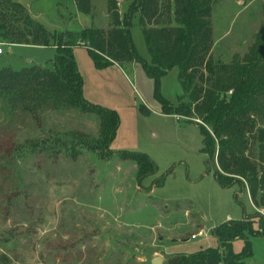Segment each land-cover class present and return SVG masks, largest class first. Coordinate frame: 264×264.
<instances>
[{
  "label": "rangeland",
  "instance_id": "1",
  "mask_svg": "<svg viewBox=\"0 0 264 264\" xmlns=\"http://www.w3.org/2000/svg\"><path fill=\"white\" fill-rule=\"evenodd\" d=\"M12 1L50 32L110 28L107 0H91L90 15L75 0ZM133 1H119L121 15ZM263 24L264 0H213L212 63L231 64L235 55L247 54ZM132 35L149 58L138 16ZM73 53L84 98L119 114L112 153L95 149V114L53 100L29 110L0 97V264H152L157 258L165 264L178 254L218 247L212 231L223 222L246 218L254 222L252 232L263 231L264 208L254 204L248 186L240 179L229 188L218 184V164L207 163L197 124L162 113L154 81L139 64L98 68L86 47ZM54 56L52 46L13 44L4 47L0 69L43 66ZM178 75L175 67L161 82L174 104L183 93ZM54 137L63 143L52 142ZM73 143L77 157L69 150ZM123 151L146 153L157 173L139 182L136 163L125 160ZM251 155L258 159L257 143ZM162 177L164 184L156 187ZM246 234L252 254L245 264H264V235ZM245 248V239L233 242L235 253Z\"/></svg>",
  "mask_w": 264,
  "mask_h": 264
},
{
  "label": "trees",
  "instance_id": "2",
  "mask_svg": "<svg viewBox=\"0 0 264 264\" xmlns=\"http://www.w3.org/2000/svg\"><path fill=\"white\" fill-rule=\"evenodd\" d=\"M119 1L107 0L111 17L109 29L67 27L60 32H50L23 4L0 0V42L55 49L54 59L46 65L1 68L0 97L29 110L53 100L58 105L95 114L100 121L95 149L102 147L112 153L110 144L120 125L119 114L84 98L83 79L73 49L79 45L86 47L98 68L139 64L154 81L153 96L162 113L184 117L197 124L207 163L216 161L218 164L214 172L218 184L229 188L233 181L242 180L254 204L264 208V24L247 54L235 55L231 64L215 65L208 57L213 44V0H174L173 5H164L165 0H134L122 15ZM75 3L80 12L92 13L91 0H75ZM136 16L149 58L138 51L133 39ZM175 67L179 70L183 90L178 104L168 100L161 88L162 78ZM56 137L52 142L62 144ZM253 143L259 147L257 160L251 155ZM81 144L92 148L83 141ZM69 150L77 157L79 151L75 144ZM120 154L125 160L136 163L139 182L158 171L156 163L146 153L123 151ZM164 182L165 178H160L156 187ZM253 227L254 222L246 218L223 222L212 231L219 241L218 247L178 254L165 264H245V259L252 254L246 232L264 235V229L252 232ZM238 238L245 239L246 243L240 254L233 250V242Z\"/></svg>",
  "mask_w": 264,
  "mask_h": 264
},
{
  "label": "built area",
  "instance_id": "3",
  "mask_svg": "<svg viewBox=\"0 0 264 264\" xmlns=\"http://www.w3.org/2000/svg\"><path fill=\"white\" fill-rule=\"evenodd\" d=\"M6 46H12L11 44H7L5 42H0V54H2L4 52V47ZM196 235H193L192 238H194Z\"/></svg>",
  "mask_w": 264,
  "mask_h": 264
},
{
  "label": "water",
  "instance_id": "4",
  "mask_svg": "<svg viewBox=\"0 0 264 264\" xmlns=\"http://www.w3.org/2000/svg\"><path fill=\"white\" fill-rule=\"evenodd\" d=\"M161 260L159 258L155 259L152 264H160Z\"/></svg>",
  "mask_w": 264,
  "mask_h": 264
},
{
  "label": "crops",
  "instance_id": "5",
  "mask_svg": "<svg viewBox=\"0 0 264 264\" xmlns=\"http://www.w3.org/2000/svg\"><path fill=\"white\" fill-rule=\"evenodd\" d=\"M121 1H123V0H121ZM85 15H86V14H85ZM66 26H69V23H66V24H65V27H66ZM0 55H1V54H0ZM229 219H230V217H229Z\"/></svg>",
  "mask_w": 264,
  "mask_h": 264
}]
</instances>
